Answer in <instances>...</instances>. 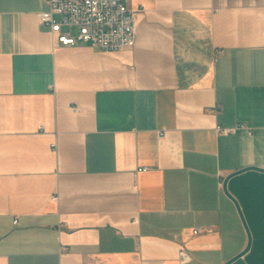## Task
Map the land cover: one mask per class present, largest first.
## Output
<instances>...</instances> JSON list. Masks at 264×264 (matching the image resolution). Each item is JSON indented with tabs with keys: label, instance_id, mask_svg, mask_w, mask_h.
<instances>
[{
	"label": "crops",
	"instance_id": "crops-1",
	"mask_svg": "<svg viewBox=\"0 0 264 264\" xmlns=\"http://www.w3.org/2000/svg\"><path fill=\"white\" fill-rule=\"evenodd\" d=\"M130 7L135 45L105 51L0 0V264H224L233 198L264 264V0Z\"/></svg>",
	"mask_w": 264,
	"mask_h": 264
},
{
	"label": "built area",
	"instance_id": "built-area-1",
	"mask_svg": "<svg viewBox=\"0 0 264 264\" xmlns=\"http://www.w3.org/2000/svg\"><path fill=\"white\" fill-rule=\"evenodd\" d=\"M47 10L39 13V21L51 30L56 42L63 45L90 43L101 50L116 51L135 45L137 12L130 0H45ZM222 51L217 50V55ZM220 132L229 128L217 127ZM142 166L138 170H147ZM223 183H221L222 186ZM57 197L53 196L55 200ZM201 228L194 229L198 233ZM192 259L190 250L179 251L181 264Z\"/></svg>",
	"mask_w": 264,
	"mask_h": 264
},
{
	"label": "water",
	"instance_id": "water-1",
	"mask_svg": "<svg viewBox=\"0 0 264 264\" xmlns=\"http://www.w3.org/2000/svg\"><path fill=\"white\" fill-rule=\"evenodd\" d=\"M250 168H251V167H250ZM252 168H256V167H252ZM245 169H248V168H245ZM258 169H260V168H258ZM240 171H242V170H238L237 172H240ZM237 172H235V173H237ZM228 178H229V176L225 178V180H224V182H223V188H224V190L227 192V194L229 195V192L227 191V179H228ZM230 196H231V195H230ZM231 198H233V197L231 196ZM233 200L235 201V203H236V205H237V208H238L239 214H240V216H241V218H242V220H243V223H244V225H245V227H246V230H247V233H248V244H247V246H246L241 252H239L237 255H235L233 258H231L230 260H228V261L225 262L224 264H246L245 261L242 259V256H243V255L248 251V249L250 248V246H251V241H252V237H251V233H250V231H249V228H248L247 223H246V221H245V218H244L243 212L241 211L238 202H237L234 198H233Z\"/></svg>",
	"mask_w": 264,
	"mask_h": 264
}]
</instances>
